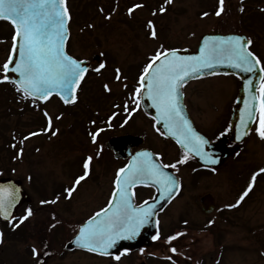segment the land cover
Masks as SVG:
<instances>
[{
    "label": "rangeland",
    "instance_id": "obj_1",
    "mask_svg": "<svg viewBox=\"0 0 264 264\" xmlns=\"http://www.w3.org/2000/svg\"><path fill=\"white\" fill-rule=\"evenodd\" d=\"M213 2L164 1L165 12L155 8L153 13L156 34H160V39L154 40L149 38L144 22L148 12L139 11L134 19L138 20L137 24L131 28L119 16H110L106 24L102 17H92L91 27L86 28L74 20L69 51L79 58L89 59L92 69L78 102L69 110L56 99L36 106L32 102L19 101L7 84H0V136L5 131L4 126H21L19 134L12 133V137L7 136L8 140L0 137V175L23 179L34 199L33 214L23 223L18 220V227L8 225V240L0 244V264H139L142 261L149 264H217L220 258L219 264H264V173L260 172L264 169V138L251 134L241 151L227 158L215 174L199 171L197 175L191 159L177 163L185 156L170 142L152 134L150 117L139 109L133 108L130 123H117L110 130L98 126L106 125L107 118L91 120L96 113L114 119V113L122 112L124 100L130 101L135 94V86L150 56L167 47L195 48L204 32H241L239 15L229 14L225 2L219 16L206 11ZM157 3L155 1L154 7H158ZM253 13L246 21L253 33L250 29L247 33L254 34L253 51L264 61V15ZM10 34V25L0 22V66L8 58ZM95 55L100 56L99 61H95ZM101 64L105 67L100 72L94 71ZM117 69L120 70L119 80L116 79ZM239 86L235 75L216 74L193 82L187 88L191 114L210 136L220 129V123H229V112ZM3 87L8 89L3 90ZM18 111L19 114H12ZM139 129L149 132V146L160 151L164 161L175 165L183 182V192L164 212L159 233L187 261L178 257L174 263L170 262L167 249L164 253L134 251L120 255L119 260L66 250L65 244L80 223L105 203L112 179L124 165L122 160L114 158L105 142L113 135ZM88 157L92 160L87 161ZM85 162L89 164L87 170ZM83 172L85 179L77 185L75 179ZM254 175L255 182L252 181ZM250 184L253 186L250 196L243 205L230 210L227 205L236 204ZM73 188L75 190L69 195L68 190ZM206 193L215 196L219 207L213 219L206 217L198 205V199ZM27 210H23L22 218ZM185 217L187 220H183ZM11 228L15 230L13 236ZM34 248L38 255H34ZM164 254L169 258H164Z\"/></svg>",
    "mask_w": 264,
    "mask_h": 264
},
{
    "label": "snow or ice",
    "instance_id": "obj_2",
    "mask_svg": "<svg viewBox=\"0 0 264 264\" xmlns=\"http://www.w3.org/2000/svg\"><path fill=\"white\" fill-rule=\"evenodd\" d=\"M168 2L170 3L171 0ZM219 2L221 7L216 13L217 16L223 11L224 0H219ZM134 7L138 8L142 5ZM163 10L162 8L161 11ZM131 11L132 9L129 10L130 13ZM204 15H208V13ZM69 19L66 0H0V20L9 21L15 29L12 54L0 66V70L5 73L0 82L9 80L8 73H18L20 79L17 91L22 93V99L32 98L47 101L55 92L64 103L75 102V95L65 96L64 93H74L89 69L82 66V61L73 58L65 51V40L68 37L66 22ZM149 23L151 24V22ZM151 35L156 36L154 27ZM209 40L212 43H209ZM251 43V40L245 41L239 36L210 37L204 41V47L201 48L198 57L181 58L175 51L157 53L145 66L143 74L139 78L141 86L146 88V94L152 101V106L159 113L158 122L163 121L165 127H168L170 131L174 130L172 131L174 136L179 132L177 140L182 147L189 152H194L196 156L206 160L210 159L212 164H216L217 161L211 159L209 153L205 151V145L208 142L192 129L180 110L179 89L185 79L197 75L201 70L214 69L217 64H222L225 61L230 67L241 69L244 72H253L256 65L260 64V60L248 51L247 45ZM16 54L19 56L18 63L14 59ZM169 55L171 59H169ZM161 56H163L162 61ZM157 61L161 62L157 64ZM13 64L15 66L11 67ZM103 67L105 65L101 64L94 71L100 72ZM116 71L118 73L116 79L119 80L120 70ZM260 71L264 72V67ZM10 82L16 83L15 81ZM105 88L108 89V86L105 85ZM140 92L141 89L137 88L136 93ZM252 99L255 100L256 97L253 96ZM44 115L47 116V112ZM253 116L254 113H248L249 119H252ZM50 124L51 118H49ZM258 131L260 137L264 138V114L261 116ZM93 142H95V134H93ZM91 160L92 157L87 158V161ZM186 162L187 157L177 163ZM88 167V162H85V170ZM171 167H175V165H171ZM260 172L264 173V169H260ZM256 175L252 177L253 182L256 180ZM84 179L85 176H80L75 183L79 185ZM148 181H154L163 187L169 195H171V189L176 186V181L162 171L161 165L153 161L151 153L138 152L133 157L131 164L118 171L115 180L116 190L112 196L114 203H110L108 208L103 210L102 219H98L102 213L97 212L88 221L87 225L80 230L76 243L89 252L108 255L109 250L115 247L118 241L134 239L140 229L149 222L152 210L151 206L137 208L132 203L129 190L134 185L145 184ZM74 190V188L69 189V195ZM251 190L252 185L250 184L240 200L242 201ZM5 193L6 190L0 189V213L4 215L5 219H8V209L13 206L15 197L13 194L5 195ZM147 203L145 201L146 205ZM237 206L232 205V207ZM32 214V210L28 209L27 215L21 218L20 223H23ZM175 238L171 237L170 239ZM172 251L175 252L176 249L173 248ZM33 253L38 255L35 248ZM115 259L119 260L120 256L117 255Z\"/></svg>",
    "mask_w": 264,
    "mask_h": 264
},
{
    "label": "water",
    "instance_id": "obj_3",
    "mask_svg": "<svg viewBox=\"0 0 264 264\" xmlns=\"http://www.w3.org/2000/svg\"><path fill=\"white\" fill-rule=\"evenodd\" d=\"M66 27L68 29V20L66 22ZM228 36H239L243 40L248 41L245 38V36H243V35L206 34L201 39V42H200L198 49L196 51H192L189 49L173 50V51L176 52L178 57L185 58V59L198 57L200 55L201 48L204 47V41L205 40H208L210 37H228ZM68 37H69V29H68ZM68 37L65 40V46H66V42H67ZM21 43H22V41H21ZM209 43H212V41L209 40ZM247 49H248V45H247ZM171 52L172 51H169L168 53H171ZM14 59L17 63L19 62L18 54L15 55ZM169 59H171L170 55H169ZM162 60H163V56H161V61ZM161 61H157L156 63L159 64ZM82 62H83L82 66H86L87 68L89 67V62H87V61H82ZM14 66H15L14 64L11 65V67H14ZM260 69H261V65L259 64V65H256L255 70L253 72H244L241 69L230 67L228 65V62L225 61L222 64H217V66L214 69L201 70L197 75H193V76L185 79L183 83H185L191 79L198 78V77L203 76V75H209V74H214V73H227V74L238 75L241 78V86H240L239 96H238L236 104L233 108L231 123H232L233 137L235 138V140H241V139L245 138V136L248 133V130L250 129L252 123L254 122L255 117H256V113H257L258 108H259V105H261L262 114H264V85L261 88L260 96L258 95V87H259L261 80H262V77H263V72H261ZM7 75L9 76V79L11 81H15L16 82L15 84L17 86H19L18 81H19L20 77H19L18 73L10 72ZM249 81H251V84H249ZM181 87L179 89V97H178L180 110H181L183 116L189 121V124L191 125L192 129L198 135L202 136L208 142L205 145V151L207 153H209L211 159H215L217 161V163L212 164L210 159L206 160V159H203L199 156H196L194 152H190V153H192L200 162H202L204 164L217 165L220 162V160H222L223 158H225L228 155V151L223 146L221 148H215V146L213 144H211L209 142V140H207V138H205L203 135H201L197 131V129L195 128L193 121L190 118V116L187 112V109L183 103V93L181 91ZM77 88L75 89L74 93H72V94L64 93V95L65 96L75 95ZM54 94H56V93L54 92L52 95H54ZM253 96L256 97L255 100L252 99ZM141 102H142L143 108L149 114L153 115L157 119V126L164 130L165 135L167 137L173 138L178 143L177 137L179 136V132H177V135L174 136L172 134V131H174V130L170 131V129L168 127H165L163 121L158 122L159 113H158L157 109L152 106V101L147 97L146 88H144V87H143L142 93H141ZM249 112L254 113V116L252 119L248 118ZM142 142H143L142 137H137V136H133V135H124V136H119V137H112L110 140H108L106 145L109 149H112L114 151L116 158H130L129 163H128V165H129L132 163V159L135 156V153H132V148L134 146H138ZM178 144L181 146L180 143H178ZM182 148H184V147H182ZM184 149L187 150L186 148H184ZM143 151H147V152L151 153L153 161L155 163L161 165L159 163V161L157 160L156 156L151 151H149L147 149H145ZM140 152H142V151H140ZM162 171L164 173H166L168 176H171L172 179L176 181V186L171 189V195H169L168 192H165L163 187H161L160 185H157L154 181H148L145 184L153 185L157 189V195L155 197V200H153L152 202H148L147 205L144 203V204H141L139 206H136L134 204L133 197H132V191L130 189L129 192L131 194L132 203L137 208H139V207L148 208L149 206H151L152 216H151L149 222L147 224H145L140 229L138 235L134 239L118 241L116 246L109 250V254L118 253L123 248H129V249L139 248L147 240H149L153 236V234L155 232V228H156V215H157V213L159 211H161L167 205V203L176 194V191L178 189V180L172 174V172L170 170H168L167 168H164L163 166H162ZM0 189L6 190L5 195L13 194L15 197L13 206L8 209V219L7 220H12L16 217V215L18 213V209L20 208V206L23 203L32 201V198L30 197V195L23 188L22 181L19 179H13V178H9V177L8 178H1L0 179ZM112 196H113V194H112ZM110 203H114L112 198H111ZM202 205H203V208L206 212L213 211V209H214L213 197L211 195L204 196L202 198ZM106 208H108V206ZM101 213H102V215L98 219L103 218V210L101 211ZM0 218L5 219L4 215L2 213H0ZM89 220H91V218ZM89 220H87L84 224L81 225V227L78 230V233L73 237V239L69 243H67L66 247L68 249H72L75 247L81 248L76 243V241L79 237L80 230L87 225Z\"/></svg>",
    "mask_w": 264,
    "mask_h": 264
},
{
    "label": "flooded vegetation",
    "instance_id": "obj_4",
    "mask_svg": "<svg viewBox=\"0 0 264 264\" xmlns=\"http://www.w3.org/2000/svg\"><path fill=\"white\" fill-rule=\"evenodd\" d=\"M81 1H83V2H81ZM155 1L158 2L157 3L158 7H154ZM164 1L168 2V0H161V1H159V0H67V7L69 10V14H70V27L73 24V20H72L73 17H75V16L77 17L79 15H82V16H85V15L90 16L91 15L90 17H95V16L102 17L104 24H106L105 21L108 20V18L110 16H119V17H122L123 23H125V25H127L129 28H131V27H133V24H137L138 20H134V19H135L136 15L138 14V12L142 11L145 14L148 12L147 18L144 22L147 24V33L149 35V38L151 40L158 39V38L160 39V34L159 35L156 34V36L153 37L151 35V32L153 31V27H154L155 32L157 31L156 23H155V20L153 18V13L155 12V8L160 9V11L162 8L164 9L165 8V7H163L165 5ZM209 2L210 3L213 2V4L206 11L210 12V13H217V11L221 7L219 0H209ZM224 2L226 3L225 10L228 11L229 14H234V15L236 14V15H239V17H241L242 26L245 28V31H246V32L245 31L244 32L250 38V40L252 42L250 44V47H253L254 45H256L255 37H253L254 34H252V35L248 34L249 29H250V32L253 33L252 26H250L249 22H246V21H248V16H251L250 13L254 12L253 14H255V15L256 14L257 15H264V7H262L264 4V0H224ZM135 5H142V7L137 8V7H134ZM130 9H132L131 13L129 12ZM163 12H165V11L163 10ZM149 22H151V24ZM83 24L86 25V22L83 21ZM234 32H237V31H234ZM244 32H241V33H244ZM159 41H162V40H159ZM193 82H195V81H191L184 86L185 103L188 107L190 114H191V107H190V103L188 101L187 88ZM194 121H195V119H194ZM195 124L199 130H201L203 133H205L211 139V141L215 144L216 147L226 146V149L230 153L229 157L234 156L241 151V146L243 145V143H235L232 140L231 123H220V129H218V131L213 136H210L207 131L202 129L201 126L199 125V123H195ZM149 126H150L152 134L155 133L156 137L160 139L161 138V132L159 130H155V127H154L155 123H149ZM20 128H21L20 125H13L11 127L4 126L5 131L3 132V135H1L0 137L2 139L6 140L7 136L12 137L11 136L12 133L19 134ZM255 128H256V125L253 126L252 131ZM127 133L143 136L145 139V143L140 147H143L146 145L148 148L152 149L154 152L156 151L152 147L149 146L151 137L149 136V132L146 131V129L145 130L139 129L138 131L127 132ZM165 140L171 143L170 140H168V139H165ZM140 147L134 148V150H137ZM157 152L161 153L160 151H157ZM162 157H163V155H162ZM226 160H224L221 163V165L217 168L203 167V166L196 164L195 166H196V169L198 171H195V173L197 175H200L199 174V171H200V172L205 173V174H215V172L223 165V163ZM180 182H181L180 192L177 195V197L173 200V202L179 198V196L181 195V193L184 190V185H183L182 180ZM134 191H135V198H136L138 203L143 202L145 200L152 199L154 197V194H155V190L151 187L138 186L135 188ZM245 191H247V190H245ZM245 191H243V193ZM146 192H149V194H147ZM250 193H251V191L248 193V195L246 197H249ZM207 194H212V193H206V194L202 195L198 199V205H199L200 210L203 213H205L204 215L206 217L213 219L214 214L219 209V207L217 206V201H215V198H214L215 210L210 214H207L202 209V206L200 203L202 197L207 195ZM213 197H215V196L213 195ZM246 197H244V199L242 201L239 198V200L236 202V204H233V205H238V206L243 205ZM33 203L29 204V205L25 204L21 208L20 211H23L26 208L31 209L30 206H33ZM227 206L230 210L238 207V206L232 207V205H227ZM224 210H226V209H224ZM164 212H165V210L162 211L161 213H159V215L157 216L158 231L160 228V224H162V218H163ZM21 213H20V215H21ZM224 214H226V212ZM224 216H225V218H227L226 215H224ZM185 219L187 220L186 217L183 218V220H185ZM8 225H9L8 222L0 221V230H1V234H2L1 238H0L1 239L0 244H5V242L8 240V237L6 236V233L9 229ZM161 237H162V235L160 236V238H156V236H155V238L151 242H149V244L145 245L141 249L134 250V251H136V252L146 251L147 252V251L151 250L149 252L164 253L167 249L168 254H170L171 258H169V256H167L168 254L167 255L164 254L163 257L165 258L167 256L169 259H171L169 261L170 262L172 261L174 263V260L176 261V259L178 257H180V255H178L176 253L178 249L174 246H171L173 244L171 242H169L167 240V238H165V237L161 238ZM173 248L176 249L175 252L172 251ZM142 258L145 259L143 256H142ZM180 258L183 259V257H180ZM183 260L187 261V259H183ZM142 262H144V261H142ZM184 264H186V263H184Z\"/></svg>",
    "mask_w": 264,
    "mask_h": 264
},
{
    "label": "trees",
    "instance_id": "obj_5",
    "mask_svg": "<svg viewBox=\"0 0 264 264\" xmlns=\"http://www.w3.org/2000/svg\"><path fill=\"white\" fill-rule=\"evenodd\" d=\"M78 19H79V21H80V19H82V17L79 16ZM0 86H1V85H0ZM2 89H3V90H6V89H8V88H4V87H3ZM6 97L8 98V96H6ZM4 100H5V99H4ZM5 103L7 104V101H6ZM17 113H18V112H17Z\"/></svg>",
    "mask_w": 264,
    "mask_h": 264
},
{
    "label": "bare ground",
    "instance_id": "obj_6",
    "mask_svg": "<svg viewBox=\"0 0 264 264\" xmlns=\"http://www.w3.org/2000/svg\"><path fill=\"white\" fill-rule=\"evenodd\" d=\"M172 204V203H171Z\"/></svg>",
    "mask_w": 264,
    "mask_h": 264
}]
</instances>
